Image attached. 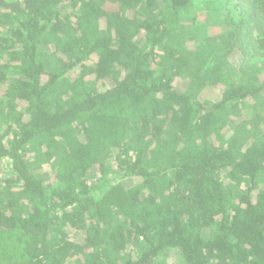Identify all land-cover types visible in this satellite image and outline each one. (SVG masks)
<instances>
[{"label": "trees", "instance_id": "16d2710c", "mask_svg": "<svg viewBox=\"0 0 264 264\" xmlns=\"http://www.w3.org/2000/svg\"><path fill=\"white\" fill-rule=\"evenodd\" d=\"M2 157L0 264H264V0H0Z\"/></svg>", "mask_w": 264, "mask_h": 264}, {"label": "rangeland", "instance_id": "374dc122", "mask_svg": "<svg viewBox=\"0 0 264 264\" xmlns=\"http://www.w3.org/2000/svg\"><path fill=\"white\" fill-rule=\"evenodd\" d=\"M240 0H222V2L224 3V5H225V7L226 8H232V4H234V3H237V2H239ZM212 16H214V13H212ZM222 15L220 14V17H221ZM210 30H212V31H216V30H218V24L217 25H212V29H210ZM228 60L230 61V63L232 64V65H234V66H240L241 65V63H242V55H240V54H237V53H234V52H232L229 56H228ZM220 93V90L217 88V92H216V94L218 95ZM14 252L13 251H9V253H8V257L10 258V257H12V255L14 256ZM172 261H173V263H176L177 262V258H172Z\"/></svg>", "mask_w": 264, "mask_h": 264}, {"label": "built area", "instance_id": "2783aa9c", "mask_svg": "<svg viewBox=\"0 0 264 264\" xmlns=\"http://www.w3.org/2000/svg\"><path fill=\"white\" fill-rule=\"evenodd\" d=\"M13 175L14 172L11 165V159L8 157L0 158V191L6 180Z\"/></svg>", "mask_w": 264, "mask_h": 264}]
</instances>
